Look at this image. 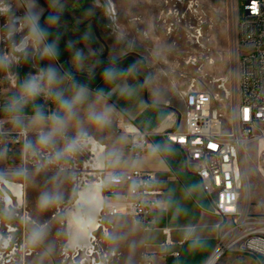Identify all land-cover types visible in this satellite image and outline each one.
Returning <instances> with one entry per match:
<instances>
[{"label": "rangeland", "instance_id": "1", "mask_svg": "<svg viewBox=\"0 0 264 264\" xmlns=\"http://www.w3.org/2000/svg\"><path fill=\"white\" fill-rule=\"evenodd\" d=\"M97 3L107 16L106 32L115 34L111 43L120 44L122 52L132 49L142 54L153 75L160 77L163 84L174 85L182 92L189 88L210 91L214 106L221 108L227 117L232 115L239 100L242 50L237 30L239 15L243 17L242 1L97 0ZM40 9L37 0H0V75L6 80L14 78L18 82L24 69L34 74L40 72L35 59L41 55L42 40L32 37L29 22L24 19L33 14L37 22ZM70 142L45 147L37 140L33 146L32 143L25 146L21 166H8L5 170L10 179L24 184L25 193L20 198L19 205L23 207L18 210L19 215L13 218L11 213L3 218L15 221L17 224L13 225L19 229L15 233L0 229L5 237H13L12 252L0 243V264H119L121 241L128 226L114 224L112 217L101 220L99 216L102 226L94 233L92 251L71 242L76 233L72 202L79 190L97 180L93 162L97 152L90 143L79 142L75 151L57 159V153ZM30 157L31 164L26 162ZM242 157V206L248 208L249 216L260 217L264 215V139L250 142ZM19 169L24 171L22 175L11 173ZM45 193L55 194L58 199L42 207L40 201ZM226 253L225 258L234 260L218 264H246L243 251L231 248Z\"/></svg>", "mask_w": 264, "mask_h": 264}, {"label": "crops", "instance_id": "2", "mask_svg": "<svg viewBox=\"0 0 264 264\" xmlns=\"http://www.w3.org/2000/svg\"><path fill=\"white\" fill-rule=\"evenodd\" d=\"M102 35L110 43L111 56L120 58L93 72L96 63L82 66L80 56L75 54L73 67L86 74L69 70L64 64L61 49L56 44L58 52L54 58L43 56V50L48 44L42 39L41 55L35 59L39 70L56 68L62 77L59 88L64 90L66 96L71 95L73 80L87 89L88 96L64 134L57 135L52 144L63 146L75 139L78 131L82 130L106 146L104 159L109 169L139 168L158 174L157 185L164 191L163 206L154 212V223L150 229H144L140 223L123 215L112 217L114 224L128 226L125 239L121 241L122 255L119 264H142L144 252L152 254L155 264H206L218 243V224L222 222V218L212 212V198L203 190L194 167L187 165L181 148L162 133L164 130L183 127V92L174 85L161 83V78L153 75L149 63L142 62L138 52L129 53L130 49L122 52L120 44L111 43L115 34L111 36L102 32ZM106 70L113 73L110 78L104 77ZM29 74L34 72L24 69L18 82L14 78L6 80L3 76L0 99L3 102L1 114L5 120V129L18 131L25 128L28 132L27 139L33 146L39 133L50 130L47 117L58 109L51 99L42 95L28 103L19 113L21 123L14 124L10 120L4 106L10 97L20 93V85ZM37 105L43 110L46 119L33 123ZM90 105L98 112L108 109L109 122L106 125L97 126L88 121L87 111ZM119 117L135 122L144 130H152V146L136 154L130 147V137L117 132ZM25 151L21 143L0 142V173L8 169V166H21ZM101 160L102 155L98 162L101 163ZM34 180L32 176L31 181ZM165 228H170L172 243L165 242ZM176 252L180 254L177 256ZM244 253L246 264H259L255 256ZM114 254L115 252L112 253ZM225 255L227 253L217 261L231 263L234 260L225 258ZM217 261L215 264H218Z\"/></svg>", "mask_w": 264, "mask_h": 264}, {"label": "built area", "instance_id": "3", "mask_svg": "<svg viewBox=\"0 0 264 264\" xmlns=\"http://www.w3.org/2000/svg\"><path fill=\"white\" fill-rule=\"evenodd\" d=\"M240 1L244 5L237 30L242 50L239 100L232 115L227 117L221 108L214 106L210 91L189 88L183 92V127L162 132L181 148L187 165L194 167L203 190L212 198V212L222 218L218 224V243L206 264L218 250H222V256L231 248L252 254L259 264H264V215L249 216L248 208L242 206V153L250 142L264 139V0ZM2 91L3 76L0 75V93ZM2 106L0 99V142L30 146L25 128L5 129ZM117 132L130 137V147L136 154L152 146L153 131L144 130L133 121L119 117ZM84 133L86 136L80 142L90 143L96 152L98 147L102 155L101 163L93 161L94 175L103 191L101 220L123 215L150 229L154 212L163 206L164 191L157 185L158 174L139 168L109 169L104 159L106 146L88 132ZM26 162L33 163L32 157ZM165 232V242L172 243L170 228H165ZM175 254L178 256L180 252ZM142 264H155L150 252L143 253Z\"/></svg>", "mask_w": 264, "mask_h": 264}, {"label": "flooded vegetation", "instance_id": "4", "mask_svg": "<svg viewBox=\"0 0 264 264\" xmlns=\"http://www.w3.org/2000/svg\"><path fill=\"white\" fill-rule=\"evenodd\" d=\"M41 6L37 23L40 28L49 35L45 37L47 44L55 43L61 49V56L66 67L75 73H85V71L75 68L72 60L75 54L80 56L82 66L95 62L93 72L98 68L116 61L120 56H111V46L108 40L102 35L106 32L107 19L102 7L98 8L97 0H37ZM59 17L58 21H51L49 17ZM129 53H137L130 49ZM127 52V53H128ZM141 61L146 62L144 56L140 54ZM27 171V169L25 170ZM8 172L0 173V229L6 233H15L19 226L12 220H4L8 214H13V218L19 215L18 210L23 205H19L20 198L14 194L10 188V176ZM12 174H23L22 170H15ZM18 182V181H16ZM21 183V182H19ZM12 218V219H13ZM4 224V228H2ZM13 237H5L0 230V243L4 249H11ZM12 252V249H11ZM14 252V250H13ZM15 253V252H14Z\"/></svg>", "mask_w": 264, "mask_h": 264}, {"label": "clouds", "instance_id": "5", "mask_svg": "<svg viewBox=\"0 0 264 264\" xmlns=\"http://www.w3.org/2000/svg\"><path fill=\"white\" fill-rule=\"evenodd\" d=\"M24 19L29 22L32 37L37 40H42L49 35L45 30L39 27L33 14L27 15ZM48 19L51 21H58L59 17L53 16ZM57 52L58 49L55 43H53L44 48L42 55L54 58ZM112 75L113 73L107 70L104 73L105 78H110ZM61 83L62 77H60L56 68H41L38 74L27 75L20 85V93L10 97L9 102L4 106V111L9 115L10 120L14 124H19L22 122L19 113L22 112L23 108L28 103L42 95L53 101L58 111L53 112L47 117L51 126L47 133L42 132L40 134L38 144L41 146L46 147L54 142L57 135H63L69 124L76 118L78 108L84 105L88 99L87 89L77 81L73 80L71 83L70 96H66L64 90L59 88ZM107 112L108 109L98 112L90 105L87 111V119L97 126H104L109 122ZM45 119L43 110L37 105L33 123ZM84 136H86V133L79 130L77 137L68 143L62 152L57 153L56 158L59 159L66 152L75 151L81 138ZM56 199H58V197L55 194L45 193L41 197L40 204L42 207H47Z\"/></svg>", "mask_w": 264, "mask_h": 264}, {"label": "bare ground", "instance_id": "6", "mask_svg": "<svg viewBox=\"0 0 264 264\" xmlns=\"http://www.w3.org/2000/svg\"><path fill=\"white\" fill-rule=\"evenodd\" d=\"M97 159H101L99 148L97 149ZM9 184L16 196L22 197L24 195L25 187L23 183L9 181ZM72 203L74 205L72 219L75 223L76 233L71 242L78 248L87 249L90 252L93 249L94 233L100 230L102 226V223L99 221V214L103 204L101 183L97 180L89 184L88 187L79 190ZM221 253L222 250H218L210 258L208 264H215ZM101 264L104 263L102 262Z\"/></svg>", "mask_w": 264, "mask_h": 264}]
</instances>
